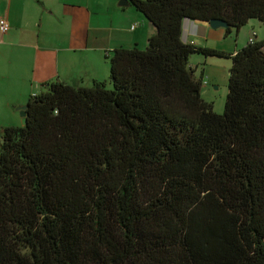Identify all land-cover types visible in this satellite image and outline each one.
<instances>
[{"label":"trees","instance_id":"obj_1","mask_svg":"<svg viewBox=\"0 0 264 264\" xmlns=\"http://www.w3.org/2000/svg\"><path fill=\"white\" fill-rule=\"evenodd\" d=\"M127 2L155 27L143 48L88 86L45 82L0 127V264H264V39L182 38L264 22V0ZM194 54L231 61L221 114Z\"/></svg>","mask_w":264,"mask_h":264},{"label":"crops","instance_id":"obj_2","mask_svg":"<svg viewBox=\"0 0 264 264\" xmlns=\"http://www.w3.org/2000/svg\"><path fill=\"white\" fill-rule=\"evenodd\" d=\"M120 1L0 0V19L10 25L7 32L0 31V127L18 126L17 108L45 82L88 86L108 78L107 57L114 49L146 45L155 27ZM232 34L203 21L185 20L182 25L184 41L229 53L246 44H238V34ZM255 36L264 39L259 32ZM202 70L204 84L206 78L217 82L212 72Z\"/></svg>","mask_w":264,"mask_h":264},{"label":"rangeland","instance_id":"obj_3","mask_svg":"<svg viewBox=\"0 0 264 264\" xmlns=\"http://www.w3.org/2000/svg\"><path fill=\"white\" fill-rule=\"evenodd\" d=\"M248 26H252V28H249ZM247 31L251 33L249 37L255 32H259L260 36L264 35V22L259 21L258 19H250L248 21V25H244L238 31V37H236L239 41L238 44L243 45L246 43V36L248 35ZM236 34L237 33L234 32L232 34L233 37H235ZM189 63L193 66V68L196 67L197 76L200 74L202 69H205L206 73L209 70L214 75V79H217V82H215L206 78L205 84L204 82L202 83L200 94L204 100L212 103L213 110L216 113L221 114L224 110L228 91L227 83L231 65L230 59L220 57H203L201 55L194 54L190 57ZM18 123L19 125H22L21 119Z\"/></svg>","mask_w":264,"mask_h":264},{"label":"water","instance_id":"obj_4","mask_svg":"<svg viewBox=\"0 0 264 264\" xmlns=\"http://www.w3.org/2000/svg\"><path fill=\"white\" fill-rule=\"evenodd\" d=\"M119 4L120 5H126V4H128V2H127V0H121L119 2ZM208 23L212 28H218V27L227 28L228 27V24L221 19H212ZM26 109H27V105H22V106H19L17 108V110H19V113L21 116V124L22 125H24L26 123Z\"/></svg>","mask_w":264,"mask_h":264},{"label":"built area","instance_id":"obj_5","mask_svg":"<svg viewBox=\"0 0 264 264\" xmlns=\"http://www.w3.org/2000/svg\"><path fill=\"white\" fill-rule=\"evenodd\" d=\"M10 25L8 23V21L5 18H1L0 19V31L2 33L7 32L9 29ZM132 28H134V26H132ZM255 37V33H253L249 38L248 41L252 42L254 40ZM206 82V81H205Z\"/></svg>","mask_w":264,"mask_h":264}]
</instances>
